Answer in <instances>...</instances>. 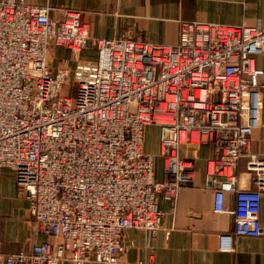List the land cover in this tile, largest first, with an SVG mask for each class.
Masks as SVG:
<instances>
[{
    "label": "built area",
    "instance_id": "built-area-1",
    "mask_svg": "<svg viewBox=\"0 0 264 264\" xmlns=\"http://www.w3.org/2000/svg\"><path fill=\"white\" fill-rule=\"evenodd\" d=\"M57 47L75 57L91 48L96 59L54 67ZM262 54L264 20H180L177 42L161 45L93 38L78 11L54 19L46 6L0 0V168L15 173L29 203L32 242L5 264L118 263L125 231L150 239L161 230L158 199L174 203L193 184L202 145L211 151L205 186L213 212L233 219L219 251L231 252L237 237L264 236V161L250 151L262 123L264 71L254 62ZM70 76L72 97L62 95ZM147 126L158 128L161 179L143 151ZM242 158L246 171L236 175ZM38 235L45 240L37 243Z\"/></svg>",
    "mask_w": 264,
    "mask_h": 264
},
{
    "label": "crops",
    "instance_id": "crops-1",
    "mask_svg": "<svg viewBox=\"0 0 264 264\" xmlns=\"http://www.w3.org/2000/svg\"><path fill=\"white\" fill-rule=\"evenodd\" d=\"M38 7H48L50 16L60 19L66 11H78L81 23L89 27L90 36L99 39L129 37L154 44L174 45L180 20L224 26L254 25L264 20V0H27ZM94 57L87 56L88 53ZM64 53L67 56H63ZM62 47L51 51L53 66L73 70L77 62L96 59L94 49L78 56ZM54 58V61H53ZM89 59V60H87ZM255 66L264 71V54L254 58ZM261 82L264 85V77ZM262 123L251 135L250 151L264 161V89ZM143 151L154 158V172L162 178L158 128L147 126ZM211 151L200 146L194 153L193 184L179 193L174 203L158 199L162 213L161 230L152 238L140 231L123 234L124 251L116 264H264V236L237 237L231 252L219 251L218 236L232 229L227 213L213 212V191L205 186V165ZM247 158L238 161L235 173H245ZM249 186L246 174L240 177ZM226 211L234 205L233 195H225ZM259 220L264 228V191H261ZM29 203L18 190L15 173L0 168V264L7 254L29 250L31 242ZM45 237L38 235L35 241ZM59 264H72L61 261ZM87 264H101L89 262Z\"/></svg>",
    "mask_w": 264,
    "mask_h": 264
},
{
    "label": "rangeland",
    "instance_id": "rangeland-1",
    "mask_svg": "<svg viewBox=\"0 0 264 264\" xmlns=\"http://www.w3.org/2000/svg\"><path fill=\"white\" fill-rule=\"evenodd\" d=\"M69 55H72L71 53ZM63 56H67L66 53H64ZM87 56H90V57H94V54L93 52L92 53H88ZM89 60V59H87ZM53 61H54V58H53ZM90 61H94V60H90ZM53 64V62H52ZM76 93V85L72 82V78L70 76V78L67 80V82L64 84V87H63V91H62V95H67V96H74Z\"/></svg>",
    "mask_w": 264,
    "mask_h": 264
}]
</instances>
